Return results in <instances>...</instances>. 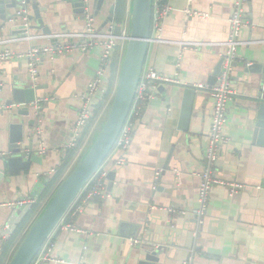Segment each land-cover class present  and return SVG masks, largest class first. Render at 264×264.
I'll return each instance as SVG.
<instances>
[{
    "label": "crops",
    "instance_id": "1",
    "mask_svg": "<svg viewBox=\"0 0 264 264\" xmlns=\"http://www.w3.org/2000/svg\"><path fill=\"white\" fill-rule=\"evenodd\" d=\"M161 1L171 6L172 11L163 18L162 32L152 34L145 67L176 77L179 83L165 85L136 120L127 164L116 165L121 157L118 152L108 159L109 174L115 173L112 186L109 187L108 179L104 194L88 198L83 195L85 191L80 196L82 210L69 216L68 222L87 234L58 228L51 238L54 261L48 264H125L136 254L139 244L162 250V264H264V147L254 140L255 124L249 109L251 93L244 84L247 66L260 60L264 53L261 47L264 0H249L245 7L243 44L239 46L232 76L237 94L229 104L224 129L229 142L219 150L218 160L212 166L206 155L213 101L208 89L200 90L197 86L208 87L210 77L226 55L224 44L230 37L229 18L234 0ZM34 2L50 32L34 30L30 35L85 30V12L78 11L73 2ZM86 3L95 18L96 30L107 33L113 27L114 35L128 33L132 0H106L101 10L95 6V0ZM188 8L207 17H188L185 13ZM16 11L34 15L31 5ZM111 17L113 22L109 21ZM0 37V41L12 39L10 44L0 46V51L17 56L25 55L34 46L54 45L48 39L37 42L13 39L5 29L0 31ZM125 45L126 42H117L106 71L110 99L102 116L117 89ZM101 53L102 48L95 47L88 52L42 56L35 87L37 98H47L41 108L33 107L29 116L12 117L8 109L0 115V257L5 243L15 234L1 235L7 227L5 221L17 207L5 205L27 201L25 205L32 204V209L38 205L39 214L57 189L48 184L56 172L49 173L56 171L66 157L62 148L72 139L81 96L97 75ZM0 82L4 87L3 101L12 99V87H24V83L32 87L28 61L18 57L0 60ZM187 87H194L201 94L195 103L190 130L182 133L177 127ZM11 123L24 125L27 145H33L34 153L43 158L41 164L33 163L29 170L22 171L8 166L7 159L14 156L9 148ZM97 129L95 124L83 136V147L78 149L71 165L86 151ZM43 147L46 154L40 153ZM208 168L218 183L213 186L201 223L197 215L199 175ZM232 183L243 188L231 194L228 185ZM22 235L15 238L7 261Z\"/></svg>",
    "mask_w": 264,
    "mask_h": 264
},
{
    "label": "water",
    "instance_id": "2",
    "mask_svg": "<svg viewBox=\"0 0 264 264\" xmlns=\"http://www.w3.org/2000/svg\"><path fill=\"white\" fill-rule=\"evenodd\" d=\"M67 1L73 2L74 6L79 8L78 11L85 12L88 0ZM32 2L33 0H0V31L2 29L7 30V33L13 39L25 38L28 31L34 30H42L48 34L50 30L44 25L41 9H39L36 2ZM105 2L106 0H95V6L98 10H101ZM27 5L32 6L34 15L29 16L24 13L21 17L18 15V11L14 12V10L19 8H27ZM153 5L154 0H132L124 58L117 89L108 115L101 123V128L96 130L84 157L74 167L70 175L58 186L45 208L25 233L7 264H33L92 177L112 154L130 115L136 90L145 68L149 45L152 41ZM113 11L114 9L111 12ZM26 16L35 23L29 29L20 21ZM110 20L113 22L112 17ZM261 47L264 50V39ZM223 65L224 59L219 63L208 81L209 90L217 84ZM245 75L247 80L244 84L250 89L251 93L249 109L252 121L255 124L254 140L258 145L264 147V53L260 60L247 66ZM23 85L24 87H12V99L3 101L1 99V91L4 87L0 82V105L20 106L14 108L17 112H14V109L10 110L13 113L11 114L12 117L16 114L29 116L30 109L34 107V102L37 99L35 88L27 83ZM162 90L163 87L160 91ZM199 94L201 93H198L194 87L185 89L179 115L178 131L182 133L189 132L195 103ZM2 111L4 110H0V115H4ZM9 128V148L13 151L14 156L7 159L6 163L8 166L15 171H22L29 170L33 163L41 164L43 158L34 153L33 145H27L24 125L22 123H11ZM30 138L33 139L34 136L32 135ZM164 170H167V165ZM165 171L162 173L163 176ZM108 179L110 181L109 187H111L115 180V173H110ZM31 209L32 204L14 208L5 221L7 227L1 235L10 237L24 221ZM138 247L136 254L129 258L125 264H162L161 257L164 254L162 250L151 246H143L142 244H139Z\"/></svg>",
    "mask_w": 264,
    "mask_h": 264
},
{
    "label": "built area",
    "instance_id": "3",
    "mask_svg": "<svg viewBox=\"0 0 264 264\" xmlns=\"http://www.w3.org/2000/svg\"><path fill=\"white\" fill-rule=\"evenodd\" d=\"M190 2H192V0H190ZM248 2L249 0H234L233 2L232 11L229 18L230 37L224 44L227 46V52L224 57L222 73L218 79L217 84L211 90H209L208 87H206L205 85L197 86V89L200 90L208 89V91L210 92L211 99L213 101L211 135L209 138V146L206 155V159L208 160L210 166H212L218 160L219 150L224 145H227L229 142V137L225 134L224 129L227 123V113L229 104L234 100V97L237 94L235 87L232 83V76L234 64H236V60L238 58L237 52L239 46L243 44L241 41V32L243 27L246 25L245 7L247 6ZM153 6L155 8V11H153L152 34L154 32L161 33L163 30V18L172 11V7L163 3L161 0L156 1ZM24 13L26 14V12L20 11L18 12V15L22 17ZM185 13L188 17H207V15L199 14L198 12H194L189 8L185 10ZM22 19L25 27L29 29L31 26V22L28 16ZM85 20V30L81 32L62 31L50 35H30L31 32L28 31L27 36L23 38V40H28L31 42H37L40 39H48L54 42V45L52 46H34L25 55L18 56L14 55L10 51H0V60L8 61L13 59L14 57H18L24 58L28 61L32 87L35 88L40 76L39 64L42 56L60 55L65 53L67 54L73 51L88 52L89 50H92L95 47L102 48V53L99 57L100 67L97 71L95 79H93L89 83L86 92L81 96V105L78 111V117L72 127L73 136L72 139L66 145L63 146V153H67L69 150L77 149L78 147L79 149L83 147V143L81 146L80 143L82 140H84L83 131L88 125V122L93 112L92 105L94 97L99 91H103L104 89L103 79L106 75V71L110 65L111 59L114 56V49L116 47L117 42L122 41V43H125L128 37V33L125 31L124 33H122V35H114L112 32L113 27H111V31L107 33L99 32L98 30H96L95 18L93 16V13L87 7L85 8ZM11 42L12 39L1 40L0 46L10 44ZM178 83L179 81L176 77L162 75L153 68H144L140 83L136 90V96L130 115L113 150V152L121 153V157L116 161L117 166L121 167L127 164L126 155L130 151L132 146L136 120L143 115L148 105H150L153 101L157 99L160 93V89L162 87L167 84ZM46 99L47 98H37L34 102V108L40 109L42 102H44V100ZM18 107L20 106L0 105V110H12ZM40 153L46 154V149L43 147ZM107 161L96 172V174L92 177V179L82 192L83 194L85 191H89L87 195L88 198L98 197L104 194L105 185L109 176V170L106 167ZM55 172V170H52L49 174L51 175ZM199 178L201 180L199 185L200 206L199 210L197 211V215L201 219L202 223L203 216L205 215L209 204L211 191L213 189V186L217 184L218 181L213 178L211 168H208L204 173L200 174ZM228 186H230L231 194L235 193L238 189L243 188V185L236 183H232ZM79 198L73 204L64 219L61 221L58 228H61L64 231H74L76 233L86 235L87 232L85 230L79 229L74 226L71 222H68L69 216H75L82 210V205L78 202ZM26 202L27 201H19L16 204L12 203L7 204L5 206L13 207L17 205L22 207L26 204ZM51 238L47 241V243L43 247L40 254L37 256L33 264H48L54 261V243H52ZM133 243L139 244L140 242L133 241ZM1 252L2 249L0 247V254ZM56 262L63 263L59 260H57Z\"/></svg>",
    "mask_w": 264,
    "mask_h": 264
},
{
    "label": "trees",
    "instance_id": "4",
    "mask_svg": "<svg viewBox=\"0 0 264 264\" xmlns=\"http://www.w3.org/2000/svg\"><path fill=\"white\" fill-rule=\"evenodd\" d=\"M111 61H112V59H111ZM110 65H111V62H110ZM107 79H108V77L106 75V78L103 79L104 80V89H103L104 92L99 91L96 94V96L94 97V101H93V105H92L93 112H92L91 118L88 122V125L85 127V129L83 131V136L88 134V132L90 131V128L93 127L95 124L100 125L99 123L102 120H105V118L108 115L109 108L107 110L106 117H104L105 114H103V116H102L103 107L106 104V102L110 99V95H109L110 92L108 91L109 82L107 81ZM112 101H113V98L110 101V103H112ZM101 125H100V128H101ZM82 141L80 143V146L83 143ZM90 144H91V142H90ZM90 144L88 145V147L90 146ZM78 149H79V147L77 149L69 150L67 152L64 161L57 167L55 175L49 181V183H48L49 187L58 188V186L61 184V182L70 175V173L72 172L74 167L84 157L85 152L82 154V156H80V158L77 160V162L74 165H71L72 160L75 159V157H76ZM88 193H89V191H86L83 195L87 196ZM37 207H38V205L34 206L33 209L30 210V212L27 214V218L18 226L17 230L15 231L14 237L9 242L5 243V246L3 247V254L0 257V264H5V262L7 261V256H8L9 250L15 242V238H17L18 235L23 234V233L25 235V233L27 232V230L30 227L28 223H30V221H32L31 223H33L34 220L41 213V212L39 214L37 213ZM35 215H36V217L34 218ZM31 223H30V225H31ZM24 235H22V238L20 239L19 243L16 244V247L14 248V250H13L12 254L10 255V257L8 258L7 262H9L13 253L15 252L18 245L22 241Z\"/></svg>",
    "mask_w": 264,
    "mask_h": 264
},
{
    "label": "rangeland",
    "instance_id": "5",
    "mask_svg": "<svg viewBox=\"0 0 264 264\" xmlns=\"http://www.w3.org/2000/svg\"><path fill=\"white\" fill-rule=\"evenodd\" d=\"M21 39H23V38H21ZM111 104H112V103H110V104L108 105V108H109V109H110ZM108 108H107V110H108ZM107 110H106V113H105L104 117H106ZM102 122H103V120H102L99 124L101 125ZM100 125H98V129L100 128ZM113 153H114V152H113ZM113 153H112V154H113Z\"/></svg>",
    "mask_w": 264,
    "mask_h": 264
}]
</instances>
